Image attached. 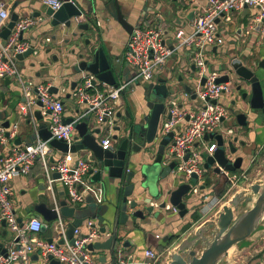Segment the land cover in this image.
<instances>
[{
	"label": "built area",
	"instance_id": "built-area-1",
	"mask_svg": "<svg viewBox=\"0 0 264 264\" xmlns=\"http://www.w3.org/2000/svg\"><path fill=\"white\" fill-rule=\"evenodd\" d=\"M40 1L54 10H58L64 3V0ZM245 6L257 9L255 22L261 23L264 38V0H208L204 7L194 9V19L189 30L181 27L175 31L174 46L166 42V32L161 26L134 27L124 55V60L134 68L133 77L128 81H117L116 84L103 82L100 87L94 84L95 74L83 73L81 82L72 95L75 103L83 105L85 109L82 113L78 109L77 115L69 123L64 122L66 109L64 97L67 90L59 88L57 93H53L50 91L51 83L35 84L24 76L18 66V55L34 47L23 38L24 33L42 21L40 17L19 15L8 38L2 40L0 37V81L9 78L20 88L24 99L18 107L21 119H26L28 115H30L28 119H32L30 111L39 102L42 103L40 106L42 112L49 116L51 138L44 140L38 137L24 145H15L12 141L17 136L18 123H14L10 128L0 123V146L6 150L0 155V219L6 221L7 227L14 234L13 240L5 245L7 251L4 253L0 250V264L15 262L29 264L35 254L45 260L51 255L61 264H104L88 248V245L94 243L101 234L93 220L87 219L84 223L86 231L82 229V225L75 228L74 243L68 237V223L61 216L58 205H56L58 218L54 220L55 234L52 241L39 236L44 224L42 218L34 216L21 223L14 206L12 180L19 174H27L36 160H40L44 168L47 189L53 195L54 185L59 181L68 194V205L81 204L88 196H91L96 204H101L104 201L103 189L88 179L90 171L94 169L93 162L82 157L75 161L71 151L62 153L51 161L55 156V149L50 141L63 140L71 147L78 135L77 124L90 119L91 114L94 115V123L97 126L114 125L116 113L122 105L123 94L131 84L140 80L151 82L162 77L171 78L170 73L166 76L160 74L177 51L190 53L191 61L196 68L191 92L196 95V100L200 99L201 104L194 106L189 102L190 92H185L183 102L177 98L171 99L169 102L171 118L161 123L158 139L171 131L174 132L172 142L164 154V164L168 165L173 160L178 161L172 173L174 176L182 177L186 182L191 180L193 173L197 174V183L192 185L190 190L191 198H200L203 203L210 200V196L202 192L206 174L203 154L213 155L217 149V140L215 138L206 140L205 136L224 133L226 139H232L238 136V131L234 127L226 128L223 125L225 120H229L231 113L219 100L232 90L233 84L231 81L218 82V78L229 74V71L221 72L209 68V49L222 43L217 34L219 21L231 20V14ZM81 18H84V15ZM10 20V6L7 1L0 0V28L6 26ZM50 41L51 37L45 38V42ZM39 47L43 48L44 45L40 44ZM39 47H34L35 53H38ZM204 78L205 82L202 83ZM110 142V138H105L101 144L107 148ZM187 154L189 157L185 160ZM250 166L234 172L221 168V172L225 173L228 179L224 197L229 195L232 189L241 187V184L242 187L229 195L228 199L240 190L249 189L257 181L261 183L258 178L251 179ZM55 173H58L59 177H55ZM165 208L167 211H178L170 203H167ZM262 238L264 241V236ZM121 256L122 253L119 254L116 263L110 264H130L132 257L127 260ZM145 257L147 260L144 264H166V261L160 260V253L152 248L145 251Z\"/></svg>",
	"mask_w": 264,
	"mask_h": 264
},
{
	"label": "crops",
	"instance_id": "crops-1",
	"mask_svg": "<svg viewBox=\"0 0 264 264\" xmlns=\"http://www.w3.org/2000/svg\"><path fill=\"white\" fill-rule=\"evenodd\" d=\"M5 1H7L10 6L11 15L12 12L15 11L20 16L31 15L42 19L40 23L31 27L23 35V38L34 45V47H39L40 44H43L44 47H39L37 50L38 53H42L38 54L34 52L33 55L24 57L21 60L18 59L17 63L24 76L31 79L35 84L51 83L52 86H56L57 89L65 88L67 93L64 97V103L66 105L64 116L65 119H73V117L76 116L73 113L76 103L72 93L78 87L81 82V77L85 72H76L73 69L72 64L63 60V56H67L71 59L72 63L78 61V54L86 48V45H83L87 38L91 39L92 43L90 44L94 46L99 44V42H102L106 52L115 65L116 82L128 81L133 77V73L130 71L126 63L124 62L123 64H120V60L124 59V55L127 51V43L130 33H128L116 17V2L119 4L122 14L129 24L133 25V27L161 26L166 32V42L171 46H174L176 44L174 36L175 31L181 27L189 30L192 20L194 19V9L204 7L208 0H193V4H189V0H181L179 2L178 0H94V2L91 0H73L85 13L84 18L80 17L79 20L84 23L87 19L89 20L91 18L92 24L98 31L97 34L93 30L91 34L85 30L78 29L76 25H73L71 28H68L63 24L53 25L52 17L48 15L50 8L44 5L40 0ZM256 11L257 9L255 8L245 6L244 8L233 12L231 14V20L226 21L222 19L219 21L217 34L221 38L222 43L210 47L208 63L210 69H216L221 72H223V70L229 71L231 59L233 57H238L242 59L246 65L255 68L257 71L259 70L261 83L264 86V68L259 67V63L264 61V38L262 37V30L258 31L255 29L257 24L255 22ZM4 27L5 25L0 28V32ZM73 31L77 32L76 36L72 35ZM47 37H51V41L46 42L49 43L46 47L44 38ZM1 39L6 40L3 37H1ZM48 49L49 52H46ZM73 49H76V53L74 54L71 52ZM183 53L184 52L179 54L175 53L169 60L170 70L168 71H170L169 73L171 74L169 83L178 90L177 97L180 102L184 101L185 92H190L191 94L190 97H188V100L194 104L195 101H197L195 99L196 97L194 98L193 93L186 89V85L192 89L196 68L191 61L190 53ZM56 54L59 56L58 60L54 59ZM223 60L226 61L227 68L221 66ZM186 77H189L190 81H186V79H188ZM231 82L233 84L232 90L223 95L219 102L228 107L231 116L235 120V117L232 115L235 107L239 106L248 109L249 103L247 101H242V95L245 90L239 91L237 89L238 83H235L232 80ZM74 83L75 85L73 86ZM102 83V81L98 80L96 84L101 87ZM148 83L149 82L147 81H136L126 90L123 94L122 105L116 113V125H126L125 123H128L132 117H135L137 120H142V117L146 115L149 109L147 107L148 97L146 96L147 91L145 90V86H147ZM0 93L4 94V97L0 100V123L3 124L8 121V128L14 123H18L17 136L12 141V144L24 145L40 137L39 129L42 123H44L49 129V116L42 112L40 105L33 107L30 111L32 119H28L30 115H28L26 119L20 118L18 107L19 103L24 99L20 88L14 84L13 80L10 79L9 83L6 82V79L1 80ZM177 97L173 94L167 98L166 101L168 107L170 100L176 99ZM235 101L238 102L237 105H234ZM78 109L79 108H76L75 111L77 112ZM167 115L163 116L160 125L162 122L168 120ZM249 121L250 124L247 128H243L239 125H235L234 127L237 129L239 135L238 146L240 148V153L245 156L242 167L236 171L243 170L251 165L249 174L250 170H252L251 174L257 172L256 175H260L263 171L262 165L264 164V112L262 110L251 111ZM116 125L114 123L111 127ZM88 126L91 131L100 127L95 123L92 125L88 124ZM113 133L114 131H104L99 136L100 142L105 138H110L112 142ZM17 138L18 142H16ZM159 141V139L156 140V144L150 148L149 152L138 153L134 157L135 161L130 164L129 169L136 170L139 173L138 170H140V166L144 162H152L156 158ZM240 141H245V144L240 145ZM54 149L55 156L51 161L63 153L56 148ZM246 149L249 150L248 153L245 151ZM5 152V148L0 146V155ZM85 154L86 152L84 151L72 153L73 160L76 161ZM94 160L95 159L91 160L94 164V172L89 173L88 179L91 183L103 189L104 201L99 204V207H102V211L99 212L98 206L95 207L93 204L88 205V203H86L89 196L86 198L85 202L81 203V205L84 207L89 206L88 209H86V213L89 214L87 219L93 220L100 232V227L103 225L107 226V223L112 218V215L110 216V213H108L107 210L109 208L112 210L113 207L117 205L119 189L116 190L104 175L102 176L101 182L97 181V178H95L96 180L94 179V175L97 171V166H95ZM163 160L164 155L162 165L167 166L164 164ZM205 160L203 164H205ZM252 167L255 168L252 169ZM218 179L219 176L213 171H206L203 183L206 180L209 182L204 189H202V192L203 194H208L210 200L199 205L198 210L201 213V218L196 221L194 227L201 224H207L209 222L208 220H210L214 213H216V215H214L217 218L219 210L229 200L226 199L221 202V198L226 193V190L219 196L216 194V187L219 185ZM178 180V177L174 180V174L172 172L169 176L162 178L160 183L164 192L169 189H175L181 183ZM12 186L14 191V206L17 217L21 223L34 216L44 220L42 215L36 210V206L40 203H46L49 208H54L56 205L59 206L62 200H68V194L59 181L54 185L55 195L47 189L44 168L40 160H36L35 164L27 174L17 175L12 180ZM218 206L220 208H218ZM245 209L246 208L241 210V207H239L235 210L236 214ZM97 210L100 217L94 216ZM176 213L177 212L174 211H167L169 216H174ZM188 219L189 217L185 216L179 219L175 218L174 221L170 223L165 222V219H162L159 221H153L149 224L140 222L137 226H131V228L121 226V243L119 246L120 250H118L124 256H121V258L129 260L130 257H132L134 264H144L147 260L145 257V251L152 248L160 253V260L167 261L168 254L178 245L179 240L165 242L163 238L166 235H176L181 228L184 230L188 225ZM65 220L68 223L69 229V224L73 221V218L68 217L65 218ZM86 220L82 224V229L84 231H86V226L84 225ZM1 222L2 220L0 219V236L1 240L4 241L6 245L13 240L14 235L7 225L4 227ZM44 222L47 226L42 229L39 236L46 239H52L55 234L54 220L50 222L44 220ZM3 232H6V234L3 235ZM188 233L189 232H187L186 235ZM159 234L162 237L158 238L157 235ZM263 236L264 222L263 226L253 236L248 238L243 244L235 247L236 253H232V255L227 258L226 264H248L250 261V264H264ZM105 238H107V235L101 233L94 243L103 241ZM93 252L99 257L100 261L102 257H106V262L102 261L104 264L116 263L118 260V258L114 260L108 250L95 249ZM232 256H235L236 258ZM13 264L23 263L15 262ZM29 264H50V259L45 260L40 256L37 258V256L33 255Z\"/></svg>",
	"mask_w": 264,
	"mask_h": 264
},
{
	"label": "water",
	"instance_id": "water-1",
	"mask_svg": "<svg viewBox=\"0 0 264 264\" xmlns=\"http://www.w3.org/2000/svg\"><path fill=\"white\" fill-rule=\"evenodd\" d=\"M91 1L94 2V0ZM188 3L193 4L194 1L189 0ZM49 8L48 15L52 17L53 25L63 24L68 28L76 25L78 29L85 30L91 34L93 31L96 34L98 33L92 24L91 18L89 20L87 19L84 23L79 20L85 13L75 1L64 0L63 5L58 10ZM115 13L118 21L125 27L128 33H131L134 27L125 19L117 2L115 3ZM18 18L19 14L15 11L12 12L8 25L0 32L1 37L4 39L8 38L11 28ZM255 29L258 31L261 30L260 22L256 24ZM72 35L76 36L77 32L73 31ZM90 43H92L91 39L87 38L83 45H86V48L78 54V61L72 63L70 59V64L73 65V69L76 72L82 71L95 74L94 84L98 80L108 84H116L115 65L106 52L102 42L92 47H90ZM34 50V47H31L24 54L18 55V59L21 60L24 57L33 55ZM46 52H49V49ZM71 52L72 54L76 53V49H73ZM54 59L58 60L59 56L56 54ZM263 62L259 63L260 68H264ZM229 69V74L219 77L218 82L232 80L238 83L237 89L239 91L245 90L242 95V101L249 103V110L237 106L233 110L232 115L235 117L236 125L247 128L250 124L249 115L251 111L262 110L264 112V86L261 83L260 72L246 65L238 57L231 59ZM6 82L9 83L10 79L6 78ZM204 82L205 78L202 80V83ZM186 89L192 91L187 85ZM145 90L147 91V107L149 111L142 117V120H137L135 117H132L128 123H125L126 125H116L117 122H115L116 126L114 127L105 125L106 128L98 127L94 131H91L88 123L84 121L77 124L78 135L75 137V142L71 147L63 140L52 139L50 141L54 148L63 153L68 151L72 153L81 151L90 152L95 159V166H97L94 179L97 178V181L101 182L102 176L104 175L116 190L119 189L117 205L112 210L110 208L107 210L110 216L112 215V218L107 223L109 228L106 225L100 227V232L107 235V238L103 241L89 244L88 248L92 251L95 249L108 250L114 260H116L118 255L121 254L118 251L120 250L119 246L121 243V226L131 228V226H137L140 222L149 224L162 219L170 223L175 218L179 219L188 216L187 228L185 227L184 230L181 228L174 236L166 235L163 238L165 242L179 240L178 245L168 254L166 264H224L232 248L243 244L263 226L264 183L255 182L249 189L240 190L235 193L219 210L216 223L201 224L194 227L196 224L194 215L199 211V205L203 203L200 198L192 199L190 195L192 185L197 183V174L193 173L189 182L184 181L182 177H178V181L181 183L175 189H169L166 192H164L160 183V180L169 176L172 169L178 164V161L173 160L167 166L162 165L163 155L172 142L173 131L160 139L156 158L152 162H144L140 166V170H138L139 173L136 170L129 169L130 164L135 161L134 157L138 153L149 152L150 148L156 144V140L159 137L161 119L167 114L168 118H171L166 100L169 96L177 92V89L169 83V79L166 77H162L158 81L149 82L145 86ZM50 91L57 93L58 89L56 86H51ZM3 97L4 94L0 93V100ZM193 97L195 98L196 95L193 94ZM237 104L238 102L235 101L234 105ZM38 105L42 106V103L39 102ZM71 121V118L64 119L65 123ZM3 124L5 127L9 126L8 121ZM104 131H114L111 145L107 148L99 140L100 134ZM39 136L44 140L51 138L50 130L44 123L40 125ZM210 138L217 140V149L213 155H209L206 158L204 167L206 171H213L219 176V185L216 187V194L219 196L224 191L228 180L226 174L221 172V168L234 172L242 167L245 156L239 150V135L232 139H226L224 133L205 136V139ZM16 142H18V138ZM244 144L245 141H240V145ZM188 157L189 155L187 154L184 159L186 160ZM213 165L216 166L212 168ZM90 172L93 173L94 169ZM54 176L59 177V174L55 173ZM175 179H177V176H174ZM207 184L208 181H204L202 189ZM248 194L250 195L248 196ZM248 200L253 201L251 207L236 214L235 210L241 207L242 202ZM86 203L99 207L91 196H89ZM167 203H170L178 210L174 216H169L166 213L167 209L165 207ZM88 207H84L79 203L70 206L66 200H62L59 204L61 216L64 218H73L68 229V237L72 243H74L73 235L75 228L82 225L89 217V214L86 213ZM36 210L46 222L58 218L56 207L49 208L46 203L37 205ZM101 211L102 207L100 206L99 212ZM94 216L100 217L98 210ZM1 224L6 227V221L4 219H2ZM46 226L47 224L44 222L42 229ZM187 232L189 233L186 235ZM5 234L6 232H3V235ZM157 237L160 238L162 236L159 234ZM49 240L52 241V239ZM62 242L60 241V243ZM0 250L4 253L7 251L4 241L1 240V236ZM35 256L39 258L38 254H35ZM49 259L50 264H61L59 260L53 258L51 255ZM101 261L106 262V257H102ZM130 264H134L133 259H130Z\"/></svg>",
	"mask_w": 264,
	"mask_h": 264
},
{
	"label": "rangeland",
	"instance_id": "rangeland-1",
	"mask_svg": "<svg viewBox=\"0 0 264 264\" xmlns=\"http://www.w3.org/2000/svg\"><path fill=\"white\" fill-rule=\"evenodd\" d=\"M179 1H181V0H178V2ZM44 40H45V38H44ZM42 43V42H41ZM49 43H46L45 42V45H46V47H47V45H48ZM92 44H90V47H92V46H94V45H92ZM176 53H180L179 51H177ZM186 52H184L183 54H185ZM207 53H208V51L206 50L205 51V55H207ZM189 54V53H188ZM63 60H66L67 61V63H71L70 62V59L67 57V56H63ZM170 60V59H169ZM126 63V65L128 66V68L130 69V71L133 73V75H134V68L132 67V66H130L124 59H122V60H120V64H123V63ZM223 68H227L226 67V61L225 60H223L222 61V65H221ZM168 70H170L169 69V61H168V63H167V65H166V67L163 69V71H162V73L160 74V76L161 75H163V76H166V75H168L167 73H169L170 71H168ZM168 71V72H167ZM264 77V76H263ZM186 78H188V79H186V81H190V78L189 77H186ZM14 84L16 85V86H18L17 85V83L16 82H14ZM134 83H132L131 85H133ZM193 86H194V84H193ZM177 93H178V90H177V92H176V94H175V96L177 97ZM179 96V95H178ZM177 99H179L178 97H177ZM195 105H200V99H197V101H195V103H194V106ZM66 106V105H65ZM73 106H75V105H73ZM76 108H79L80 110H81V113L84 111V109H85V107L83 106V105H78L77 103H76V106H75V109ZM75 109H74V115H77V113H76V111H75ZM91 116V118L90 119H85V121L88 123V124H90V125H92V124H94V115L93 114H91L90 115ZM223 125H224V127H235V125H236V123H235V120L233 119V117L231 116V118L229 119V120H225L224 122H223ZM222 125V126H223ZM100 127H103V128H106V126L105 125H99ZM247 153L249 152V150L248 149H246L245 150ZM84 152H86V154L82 157V158H85V159H89V160H93L94 159V157H93V155L90 153V152H88V151H84ZM246 153V154H247ZM82 156V155H81ZM203 157L204 158H206L207 157V154L205 153V154H203ZM253 168H255V167H252V169ZM262 169H263V171L260 173V175H256V173L257 172H254L253 174H251L252 173V170H250V176H251V179L252 180H254L255 178H258V179H260V180H262L261 181V183H264V176H263V172H264V164L262 165ZM258 183H259V181H257ZM256 182V183H257ZM242 185L243 184H241V187H242ZM241 187H236V188H234V189H232L231 190V192L229 193V195H231V194H233V192L235 191V190H237V189H240ZM229 195H227V196H223L222 198H221V202H222V200H226V199H228V197H229ZM250 194H248V196H249ZM253 204V201L252 200H248V201H246V202H242V204H241V210H243L244 208H249V207H251V205ZM220 206V205H219ZM218 206V208H220ZM80 213H82V212H80ZM167 213V212H166ZM215 215H216V213H214ZM212 215L211 216V218H210V220H208L209 222H208V224H213V223H216V221H217V218H216V216L215 215ZM72 218V217H71ZM14 235V234H13ZM236 255V254H235ZM232 257H235V256H232ZM236 258V257H235ZM251 263V261L248 263V264H250ZM224 264H226V262H224Z\"/></svg>",
	"mask_w": 264,
	"mask_h": 264
},
{
	"label": "trees",
	"instance_id": "trees-1",
	"mask_svg": "<svg viewBox=\"0 0 264 264\" xmlns=\"http://www.w3.org/2000/svg\"><path fill=\"white\" fill-rule=\"evenodd\" d=\"M209 182V181H208ZM227 185H226V187H225V189H224V191L227 189ZM223 191V192H224ZM201 218V214L199 213V211H197L196 213H195V215H194V219L196 220V221H198L199 219ZM188 226H186V228H187Z\"/></svg>",
	"mask_w": 264,
	"mask_h": 264
},
{
	"label": "bare ground",
	"instance_id": "bare-ground-1",
	"mask_svg": "<svg viewBox=\"0 0 264 264\" xmlns=\"http://www.w3.org/2000/svg\"><path fill=\"white\" fill-rule=\"evenodd\" d=\"M232 253H236V248L235 247L230 250L229 257L232 255Z\"/></svg>",
	"mask_w": 264,
	"mask_h": 264
}]
</instances>
